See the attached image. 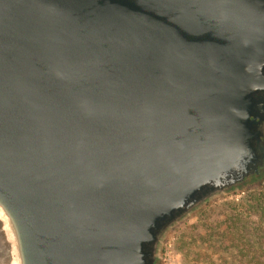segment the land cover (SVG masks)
<instances>
[{
  "label": "water",
  "instance_id": "obj_1",
  "mask_svg": "<svg viewBox=\"0 0 264 264\" xmlns=\"http://www.w3.org/2000/svg\"><path fill=\"white\" fill-rule=\"evenodd\" d=\"M261 171L264 0H0L14 264H160Z\"/></svg>",
  "mask_w": 264,
  "mask_h": 264
},
{
  "label": "rangeland",
  "instance_id": "obj_2",
  "mask_svg": "<svg viewBox=\"0 0 264 264\" xmlns=\"http://www.w3.org/2000/svg\"><path fill=\"white\" fill-rule=\"evenodd\" d=\"M236 192L237 194H232ZM264 193L261 180L232 193L219 195L193 211L165 235L160 264H264V214H233L253 194ZM0 264H14L13 248L0 219Z\"/></svg>",
  "mask_w": 264,
  "mask_h": 264
},
{
  "label": "trees",
  "instance_id": "obj_3",
  "mask_svg": "<svg viewBox=\"0 0 264 264\" xmlns=\"http://www.w3.org/2000/svg\"><path fill=\"white\" fill-rule=\"evenodd\" d=\"M263 175H264V172L262 171L260 179H257L256 176H253L252 183L255 181L261 180ZM232 194H237V193L234 192ZM262 207H264V193L258 192V193L253 194L250 198H248L244 206H240V207L234 206L233 214L231 215H235V217L240 216V218H236L234 219V221L243 220L241 218V215H246V216L253 215L255 214V211L259 210ZM262 214H264V208H262V211L259 212V215H262ZM262 222H264L263 219L260 220V223Z\"/></svg>",
  "mask_w": 264,
  "mask_h": 264
},
{
  "label": "flooded vegetation",
  "instance_id": "obj_4",
  "mask_svg": "<svg viewBox=\"0 0 264 264\" xmlns=\"http://www.w3.org/2000/svg\"><path fill=\"white\" fill-rule=\"evenodd\" d=\"M262 172V171H261Z\"/></svg>",
  "mask_w": 264,
  "mask_h": 264
}]
</instances>
